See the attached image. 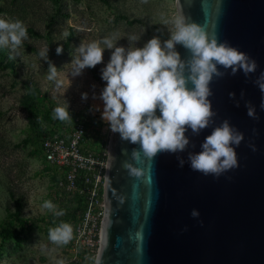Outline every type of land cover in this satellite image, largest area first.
Masks as SVG:
<instances>
[{
  "label": "water",
  "instance_id": "95a60500",
  "mask_svg": "<svg viewBox=\"0 0 264 264\" xmlns=\"http://www.w3.org/2000/svg\"><path fill=\"white\" fill-rule=\"evenodd\" d=\"M175 6L179 17L246 53L257 68L247 77L220 68L225 75L209 85L213 123L199 135L186 132L190 145L183 153L151 159L141 153L137 161L131 153L139 145L111 132L94 264H264V97L254 83L264 71V0H175ZM176 50L190 58L182 46ZM246 103L257 119L247 115ZM225 119L244 136L233 146L238 167L219 177L191 170L188 152H199L204 137Z\"/></svg>",
  "mask_w": 264,
  "mask_h": 264
},
{
  "label": "rangeland",
  "instance_id": "374dc122",
  "mask_svg": "<svg viewBox=\"0 0 264 264\" xmlns=\"http://www.w3.org/2000/svg\"><path fill=\"white\" fill-rule=\"evenodd\" d=\"M176 18L175 0H0V19L20 20L27 29V39L15 51L0 46V264H94L90 249L76 245L81 208L54 190L53 171L41 158L39 141L81 123L86 147L107 155L111 131L101 119L98 96L110 50L105 49L103 63L72 77L75 48L105 37L125 48L132 35L140 38L136 47L154 35L163 41L175 30ZM47 46L48 61L63 81L58 90L47 80L48 62L39 56ZM65 100L72 120L53 119V109ZM45 201L64 215L44 209ZM62 222L72 226L73 239L57 245L49 240V230Z\"/></svg>",
  "mask_w": 264,
  "mask_h": 264
},
{
  "label": "clouds",
  "instance_id": "9594fccd",
  "mask_svg": "<svg viewBox=\"0 0 264 264\" xmlns=\"http://www.w3.org/2000/svg\"><path fill=\"white\" fill-rule=\"evenodd\" d=\"M172 23L175 30L169 33L167 39L162 41L154 35L142 47L135 46L140 40L135 35L127 38V48L117 46V41L110 37L80 43L70 63L69 74L80 76L86 68L103 63L105 49L110 50L109 60L101 69V79L106 82L98 96L103 103L101 119L111 132L119 134L122 141L139 145L140 151L134 149L131 153L137 161L141 153L149 159L163 152L183 153L190 145L186 132L190 130L193 135H199L212 125L215 113L208 99L212 95L209 85L214 77L225 75L220 68L231 69V75L241 71L246 77L257 68L256 61L246 53L226 41L218 42L215 34L210 36L201 26L186 22L183 17L176 18ZM25 39L27 29L23 22L0 19V46L11 45L15 51ZM176 45L186 49L190 58L182 59ZM55 51L60 55L63 46L58 44ZM47 54L48 46L39 52L41 60L48 62L47 80L53 82L58 90L64 86L63 81L58 79V69L48 61ZM254 83L264 97V71ZM229 96L234 97V93H229ZM87 97V93L81 94L82 99ZM93 98H97L95 94ZM245 107L249 117L258 118L254 106L246 103ZM260 107L264 110V98ZM53 119L62 122L72 120L66 100L64 106L53 109ZM243 139V133L230 125L228 120H223L204 137L199 152H188L189 167L205 176H221L238 167L233 146L238 147ZM251 147L255 151V147ZM177 161L180 167L184 166L183 158L177 156ZM125 167L131 166L125 164ZM131 171L136 173L135 168ZM42 207L54 216L64 215V211L58 210L51 201H45ZM190 215L198 218L200 213L192 209ZM72 239L73 228L68 223L62 222L49 230V240L54 244L66 245ZM57 264H63V261H57Z\"/></svg>",
  "mask_w": 264,
  "mask_h": 264
},
{
  "label": "built area",
  "instance_id": "2783aa9c",
  "mask_svg": "<svg viewBox=\"0 0 264 264\" xmlns=\"http://www.w3.org/2000/svg\"><path fill=\"white\" fill-rule=\"evenodd\" d=\"M85 127L78 123L70 132L54 134L39 141V152L54 176L53 188L72 198L81 208L76 245H85L96 256L105 204L103 186L106 154L86 147Z\"/></svg>",
  "mask_w": 264,
  "mask_h": 264
}]
</instances>
